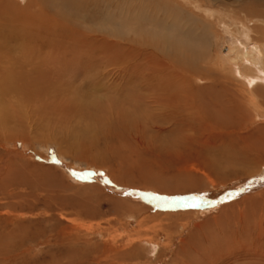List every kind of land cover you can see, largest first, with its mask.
Segmentation results:
<instances>
[{"label":"rangeland","instance_id":"1","mask_svg":"<svg viewBox=\"0 0 264 264\" xmlns=\"http://www.w3.org/2000/svg\"><path fill=\"white\" fill-rule=\"evenodd\" d=\"M73 1L75 20L46 5L40 36L0 39V264H264L263 188L178 205L264 165V88L254 106L229 71L237 18L209 0ZM145 188L172 198L122 199Z\"/></svg>","mask_w":264,"mask_h":264},{"label":"bare ground","instance_id":"2","mask_svg":"<svg viewBox=\"0 0 264 264\" xmlns=\"http://www.w3.org/2000/svg\"><path fill=\"white\" fill-rule=\"evenodd\" d=\"M13 1L14 0H0V39L2 40L3 43L10 41V39H13L11 36L14 31L18 32L21 35L20 40H25L29 37H35V35L36 37L40 36V34L42 33L41 28L44 27L43 24L45 22L43 18L44 15L46 16L45 14L46 5L47 6L49 5L50 7H52V5L56 6L58 7V9L60 8L63 11V13L58 14L57 19L52 18V22L55 23V25L58 23L63 24L65 22L63 20L65 17H66L65 19H67L68 17L69 18L68 21L70 22L76 19L75 13L77 9L74 8L78 6L73 0H20L22 1V5H21L23 6L22 8H17L16 5H13L12 3ZM188 1L193 3L195 7H197V9L199 10L205 5V3H207V0H188ZM209 1L211 2L218 1V2L214 4V8L211 11L206 10L204 8V13L213 16L215 14L223 12L226 14H233V16L237 18L236 20L238 22V26L233 31V35L237 39L241 40L242 43H247V44H245L241 48L238 57V62H236L235 59L231 60V62L229 63L230 66L229 71H231L232 75L237 79V81H239L244 86L245 91H247L246 93L248 100L251 101V103L254 106H257L256 102H258L257 101L258 98L254 96L253 92L257 91L258 89L264 88V0H209ZM173 2H175V0H173ZM3 7L4 10H2ZM28 14L30 16L26 17ZM38 17L39 20L40 19L43 20L42 24L38 22ZM155 24L156 21H154V25ZM77 29L75 28L73 30H77ZM204 37H205L204 33L199 34L200 39L197 41L200 43L202 41L204 43L203 41ZM37 39L38 41H41L40 38ZM184 39L186 40L187 38ZM184 39L180 38L177 41L176 40L173 41V43L174 45L178 43L181 44L182 42H184ZM75 41H77L78 43L83 42L82 39L77 40V38ZM186 43H187L186 45L187 54L185 57H187L190 60H197V58H199L202 55L200 50L202 45H198L195 42L192 43L191 40H189ZM74 60L72 59L71 63L78 64L77 66H81L80 63H76ZM162 102H164L166 105L165 101ZM263 166L264 165L260 164L259 168L247 172L246 173L247 176L244 177L243 180L238 183V185L240 184L239 188L235 189L234 191L232 190L227 191L225 194L222 195L220 194L221 195V196L219 195L220 197L218 198L214 197L212 200L207 199L209 197L207 198L204 197V199H193L194 197L196 198V196L197 198L200 197L202 194L200 192L201 194L191 195L189 200L178 202V205L179 206L184 205L186 207L196 209V212H198L200 209L205 208L204 206L205 203L213 202L212 205H215L219 201H221L224 196H225L224 198H227L228 196L235 197L236 194L241 193V191L255 192L261 190L262 188L264 189V172L263 174L259 175V177L258 176L256 177L257 174H260V169ZM90 168H94V167H90ZM97 168L98 167H95V169ZM249 177H251V179L248 180ZM118 185L128 188L131 186L128 183H124L123 185V183L120 182L118 183ZM225 185L226 184L224 183L223 185L214 186L213 190L216 189L218 190L224 187ZM145 189L150 190V192H153V194L147 195L146 193L137 190H129L125 192L126 197H123L122 199L126 202L132 203L134 206H137L141 209L145 208L149 210V206L154 207V205L152 204H156L157 207H164V202H168L172 198L160 188H150V189L145 188ZM239 190L241 191L239 192ZM203 193H207V192L204 191ZM176 195L179 196L181 194H175V196Z\"/></svg>","mask_w":264,"mask_h":264}]
</instances>
